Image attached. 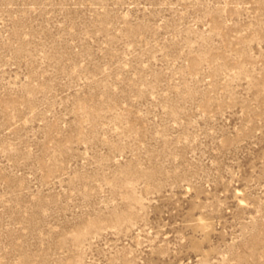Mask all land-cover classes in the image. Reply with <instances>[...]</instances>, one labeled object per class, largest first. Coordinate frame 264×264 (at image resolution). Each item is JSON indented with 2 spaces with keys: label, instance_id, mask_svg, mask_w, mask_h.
Listing matches in <instances>:
<instances>
[{
  "label": "rangeland",
  "instance_id": "374dc122",
  "mask_svg": "<svg viewBox=\"0 0 264 264\" xmlns=\"http://www.w3.org/2000/svg\"><path fill=\"white\" fill-rule=\"evenodd\" d=\"M0 264H264V0H0Z\"/></svg>",
  "mask_w": 264,
  "mask_h": 264
}]
</instances>
